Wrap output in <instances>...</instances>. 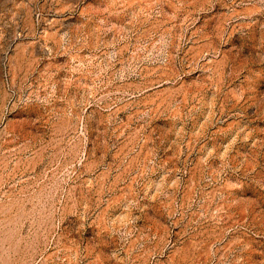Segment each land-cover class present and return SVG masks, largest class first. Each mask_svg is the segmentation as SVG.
Returning a JSON list of instances; mask_svg holds the SVG:
<instances>
[{"label": "rangeland", "instance_id": "obj_1", "mask_svg": "<svg viewBox=\"0 0 264 264\" xmlns=\"http://www.w3.org/2000/svg\"><path fill=\"white\" fill-rule=\"evenodd\" d=\"M0 264H264V0H0Z\"/></svg>", "mask_w": 264, "mask_h": 264}]
</instances>
